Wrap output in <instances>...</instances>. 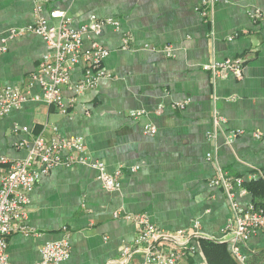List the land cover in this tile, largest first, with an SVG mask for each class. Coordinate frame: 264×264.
I'll list each match as a JSON object with an SVG mask.
<instances>
[{
	"label": "crops",
	"instance_id": "0c3cea01",
	"mask_svg": "<svg viewBox=\"0 0 264 264\" xmlns=\"http://www.w3.org/2000/svg\"><path fill=\"white\" fill-rule=\"evenodd\" d=\"M37 1L43 15L54 8L66 11L74 26L93 17L119 19L120 30L106 27L97 37L110 50L104 65L113 76L73 101V91L65 89L67 112L30 100L0 118V160L24 159L27 144L20 143L46 125L51 136L56 126L62 136L84 137L87 156L122 175L120 188L113 190L88 164L57 166L43 176L26 207L32 234L15 232L9 239L11 263L33 264L47 241L69 234L66 264H124L128 245L129 264H141L136 225L123 215L145 213L165 229L199 221L202 233L189 240L179 264H209L202 239L227 242L221 230L232 214L225 189L212 186L211 179L218 169L244 180L256 171L264 175V142L253 134L264 135V17L257 22L252 17L255 9L264 13V0H218L211 21L198 9L203 0ZM35 5L36 0H0V45H8L0 54V84L32 93L40 92L38 84L30 86V77L46 43L35 33L12 31L34 22ZM235 57L246 60L241 77L214 79L203 70ZM81 76L76 73L73 81ZM180 102H186L183 108ZM216 116L222 119L217 125ZM237 130L242 133L230 141ZM2 167L0 162V178ZM237 199L242 205L255 200L251 193ZM262 250L264 230L242 246L247 257Z\"/></svg>",
	"mask_w": 264,
	"mask_h": 264
},
{
	"label": "built area",
	"instance_id": "2783aa9c",
	"mask_svg": "<svg viewBox=\"0 0 264 264\" xmlns=\"http://www.w3.org/2000/svg\"><path fill=\"white\" fill-rule=\"evenodd\" d=\"M218 0H203L198 9L200 14L208 21ZM34 22L22 29H14L13 34L23 31L40 35L47 50L40 60L39 68L30 77V86L38 84L40 92H25L16 86L0 84V118L19 109L27 101H36L47 105H59L63 112L68 111L64 100L65 89H71L75 100L88 90L97 87L103 78L112 77L104 65L110 50L102 45L97 37L104 28L114 27L121 29V21L113 17L90 18L78 26L73 25V18L63 10L51 9L49 15H43V5L36 0ZM254 21L264 17V13L255 9L252 13ZM88 43V44H87ZM123 48L129 47L127 37H123ZM8 45H0V54L7 52ZM170 55V48H167ZM246 60L241 57L228 58L223 61H213L205 64L203 70L209 72L214 79L227 77L229 74L241 77L244 73ZM82 73L78 81H73L76 73ZM186 102L177 103L183 108ZM138 115L139 113H133ZM221 117L216 116L215 124H219ZM47 125L42 132L29 142H21L27 147L28 154L24 159L10 160L2 157L3 165L0 178V264H12L8 252L9 239L15 232L32 234L33 229L26 222V207L31 192L37 182L49 174L57 166L70 167L74 164H88L99 171V179L105 188L113 190L120 188L121 170L113 173L107 171L105 162L87 156L86 142L82 136L65 137L60 135L58 127H52V135L48 136ZM147 131L156 133L155 127L146 126ZM23 131L28 132L29 127L24 126ZM242 133L241 130L232 131L229 140L232 141ZM254 136L264 142V135L259 130ZM66 152L67 156L63 153ZM208 159L213 158V153L207 154ZM139 167L134 166L132 170ZM264 177L260 171L253 172L250 179ZM242 177H234L218 169L211 179L212 186H222L227 194L232 210L231 217L222 228L221 234L227 238L230 251L236 261L246 264L247 256L242 251L252 236L264 230V209L257 207L254 202L242 205L237 197L244 196L250 191L243 185ZM116 217L122 216L119 212ZM125 219L131 220L137 228L134 245L137 247L136 256L141 257V264H179L180 260L188 253V242L192 237L201 235L199 221L188 228L165 229L153 221L145 213H127ZM66 227H64L65 229ZM172 240L173 245H169ZM192 249V248H191ZM71 253L69 234L60 240L47 241L41 247V258L33 264H66ZM129 264L133 256L131 246H126L123 251Z\"/></svg>",
	"mask_w": 264,
	"mask_h": 264
},
{
	"label": "trees",
	"instance_id": "16d2710c",
	"mask_svg": "<svg viewBox=\"0 0 264 264\" xmlns=\"http://www.w3.org/2000/svg\"><path fill=\"white\" fill-rule=\"evenodd\" d=\"M243 185L254 196V204L264 209V177L244 180ZM202 245L209 264H240L233 257L229 243L202 239ZM246 264H264V250L250 254Z\"/></svg>",
	"mask_w": 264,
	"mask_h": 264
},
{
	"label": "water",
	"instance_id": "95a60500",
	"mask_svg": "<svg viewBox=\"0 0 264 264\" xmlns=\"http://www.w3.org/2000/svg\"><path fill=\"white\" fill-rule=\"evenodd\" d=\"M211 240H214V239H211ZM217 241V240H216Z\"/></svg>",
	"mask_w": 264,
	"mask_h": 264
}]
</instances>
